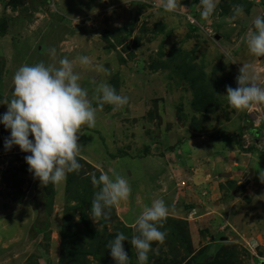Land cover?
I'll return each mask as SVG.
<instances>
[{"label": "rangeland", "instance_id": "rangeland-1", "mask_svg": "<svg viewBox=\"0 0 264 264\" xmlns=\"http://www.w3.org/2000/svg\"><path fill=\"white\" fill-rule=\"evenodd\" d=\"M126 2L0 0V115L8 111L4 103L12 99L20 67L40 62L59 67L65 57L97 109L96 126H83L78 133L79 156L94 162L80 160L79 172L69 173L59 186H44L34 177L25 159L31 153L19 146L5 148L11 133L0 124V264H61L65 255L62 264H116L107 245L118 233L128 237L123 243L130 264H138L130 241L139 234L136 218L154 201L152 188L160 191L168 216L181 221L166 219L160 229L166 239L152 244L148 264H198L204 248L214 243L210 255H215L223 238L228 256L235 257L232 264H264L244 248L245 238L253 239L264 257V241L257 237H264V205L254 198L264 192V151L257 146L263 136L256 140L255 132L243 133L255 157H246L245 163L260 176L256 194L251 171L244 167L234 180L224 176V184L209 193L211 185L196 182L205 164L188 156L195 145L190 141L205 137L207 147L196 144L195 157L211 158L212 166L211 148L223 145L227 134L241 140L237 125L252 126L249 110L237 111L225 96L228 86L238 87L243 64L264 82V57L251 55L246 43L255 31L254 19L264 16V0H218L207 20L200 15L199 0H178L176 13L164 12L163 0ZM236 5L244 13L234 19ZM80 56L91 64L82 65ZM105 83L126 96L128 104L101 108L97 89ZM148 149L153 156L145 155ZM105 172L121 175L130 186L143 185V205L136 201L140 194L131 190L127 201L107 210L110 219L94 221L92 200L99 187L92 177ZM179 173L183 178L176 189L171 180ZM202 194L208 201L198 203L193 196ZM64 225L71 240L68 250L61 240Z\"/></svg>", "mask_w": 264, "mask_h": 264}, {"label": "clouds", "instance_id": "clouds-1", "mask_svg": "<svg viewBox=\"0 0 264 264\" xmlns=\"http://www.w3.org/2000/svg\"><path fill=\"white\" fill-rule=\"evenodd\" d=\"M128 4L126 0H123ZM202 6V19H209L216 11L218 0H199ZM163 10L176 13L180 7L178 0H163ZM233 18L244 13L242 5L233 9ZM255 31L250 32L246 43L249 53L255 57H264V16L254 21ZM55 55V50H52ZM82 65H90L87 56H80ZM241 75L237 78V88L227 87L229 105L237 111L250 110L256 105H264V86L255 81L252 69L243 64ZM81 75L76 72L73 63L67 58L59 60V67L40 62L36 65H24L14 75L12 99L6 101L8 111L0 115V124L10 130L5 140V148L10 150L19 146L21 151L31 153L25 157L29 171L39 179L42 185L59 186L67 180L69 173L79 172L81 164L78 157L81 147L78 133L83 126L94 128L97 123V109L92 106L88 91L82 87ZM100 106L109 104L114 108L128 104V98L117 94L110 84L99 85ZM34 137V139L30 138ZM264 181V176L261 175ZM94 186L99 187L92 200L94 221L108 220L107 210L118 207L127 201L131 186L127 179L112 172L92 177ZM169 215V207L162 199L152 201L135 220L138 235L130 241L136 250L138 264H148L149 253L154 242L163 243L167 233L161 231ZM124 241L128 237L118 233L108 245L116 264H130Z\"/></svg>", "mask_w": 264, "mask_h": 264}, {"label": "crops", "instance_id": "crops-1", "mask_svg": "<svg viewBox=\"0 0 264 264\" xmlns=\"http://www.w3.org/2000/svg\"><path fill=\"white\" fill-rule=\"evenodd\" d=\"M261 70L260 71H264L263 70V68H260ZM257 77V76H256ZM258 83H259V85H261V84H263L264 82L263 81H260L259 82V80H258ZM244 125V124H243ZM237 127H238V130H240L241 131V135L240 136H242V139L240 140L239 139V137H231V136H228L229 134H227L226 135V137H224V138H226V140H225V143L223 144V145H220V146H215L214 148H211V155H214V156H212V158H213V162L211 161V163H212V166H210V165H208L209 164V162H210V160H211V158H208L207 156H203V155H198V157L196 158L195 157V152H196V150L198 149L197 148V145L196 144H198V146H199V149H201L202 147H204V146H206L207 147V140L205 139V137H197L198 138V140H197V138L194 140V141H190V144H192V145H194V150H192V152L190 151H188V156H189V158H191V159H196L197 161H199V165H201V164H205V165H201L200 166V169H199V172H200V176L197 178V180H196V182H197V184H198V186L199 185H203V186H208L207 188H209L210 187V185H211V187H210V191H209V193H211V189L212 190H214V189H218V188H216V187H219V185L220 184H224V180H223V177L225 176V177H230L231 178V180H234L236 177H237V175H238V173H237V171L239 170V174L242 172V167H244L245 169L247 168H249L250 169V171L251 172H249L250 173V175H251V179H252V181H251V183H253L252 185H253V187H252V191L251 192H253L254 194H256L257 192H260V189L257 187V186H255V185H257V179H259L260 178V176H259V174L258 173H256V172H254V170H251V168L248 166L249 164H247V163H245L246 161H245V159H246V157H248V156H252V157H254V155H252V153H249V152H252V146H249V145H247V143L245 142V140H244V138H243V133H248V134H250L251 132H255L254 133V138L257 140L258 139V137H262L261 135V133L257 130V129H254L252 126H250L249 128H245L244 126L241 128V126L239 125H237ZM145 133V132H144ZM199 138H200V140H199ZM230 138H234V139H230ZM254 139V140H255ZM220 140V138L219 139H216L215 141H219ZM215 141H210V142H215ZM203 143V145L201 146V144ZM261 143V142H260ZM210 145V144H209ZM259 147V146H258ZM149 150H151V149H149ZM258 150H260L259 148H258ZM264 150V149H263ZM261 151H262V149H261ZM204 152V151H203ZM263 152V151H262ZM151 155H149V156H153V152H152V150H151ZM215 156H216V158H215ZM80 157V156H79ZM156 157V156H155ZM207 157V158H206ZM80 158H82V159H84V160H92L91 158H89L86 154L85 155H81V157ZM255 158V157H254ZM93 162H94V160H92ZM238 164H240V166L241 167H237V168H235L236 167V165H238ZM250 164H252V163H250ZM206 165H207V167H206ZM263 166V165H262ZM264 167V166H263ZM243 168V169H244ZM264 169V168H263ZM191 171V170H190ZM194 172L193 173H195L196 172V170H193ZM198 171V170H197ZM130 172H131V170H130ZM192 172V171H191ZM129 176H132V173H130V175ZM179 178H183V176L181 175V173H179L177 176H173V178L172 179H174V180H171L172 181V186H173V188L175 187V185H176V189H179V183H178V181H179ZM229 178V179H230ZM230 180V181H231ZM260 180V179H259ZM159 181H160V179H159ZM226 181V180H225ZM228 181V180H227ZM161 185V184H160ZM213 187H215V188H213ZM251 187V186H250ZM181 189H183V187L181 188ZM259 189V190H258ZM131 190L133 191V192H136V193H138V194H140V197L138 198V199H136V201H137V203L138 204H142L143 205V196L141 195V194H143V185H141V187L139 188L137 185H133V186H131ZM205 190V189H204ZM204 190L202 191V192H204ZM262 190H263V188H262ZM160 193V191H156V189L154 190L153 188L151 189V200H156V199H159V196H158V194ZM213 194V193H212ZM260 194H261V198H259L260 197ZM260 194L258 195H256V196H254V198H256V199H259L258 201H259V203L261 204V205H264V192L263 191H261L260 192ZM214 196H215V194H213ZM225 195V194H224ZM156 196H157V198H156ZM206 196V195H205ZM208 197L211 199V197L208 195ZM208 197H206V198H208ZM215 197H217V199L216 200H219V198H222V194H217ZM193 198H195V200L199 203L200 201H203V199L205 200V201H208V199H205L204 198V196H203V194L201 195V198L199 199V198H196V196H193ZM202 199V200H201ZM136 201H134V202H136ZM140 202V203H139ZM218 203H220V201L218 202ZM218 206V205H217ZM231 215V214H230ZM230 215H229V217H230ZM228 216V215H227ZM231 218V217H230ZM133 225V224H132ZM132 225H130V226H132ZM234 236V235H233ZM257 237H258V239H260L261 241H264V237H262V236H260V235H257ZM246 239V238H245ZM246 240H253V239H246ZM254 241V240H253ZM256 242V241H255Z\"/></svg>", "mask_w": 264, "mask_h": 264}, {"label": "trees", "instance_id": "trees-1", "mask_svg": "<svg viewBox=\"0 0 264 264\" xmlns=\"http://www.w3.org/2000/svg\"><path fill=\"white\" fill-rule=\"evenodd\" d=\"M59 2V1H58ZM80 13V12H79ZM78 15V14H77ZM83 15V13H82ZM67 18V16L64 17V19ZM195 27H192V29H194ZM220 135V134H219ZM215 138L218 137V136H214ZM149 149L146 151L145 155H151V151ZM78 160H82V158L78 157ZM19 161H23V159H19ZM46 188V187H45ZM167 219H170L174 222H178V221H181V220H177L176 218H172V217H167ZM46 228L45 224L43 227H41L42 229L43 228ZM67 232V229H66V226L64 225L63 226V231H62V234H61V240H62V245L65 249H69V245H70V238H69V234ZM219 242H217V244H219V250L217 251V253L215 255L211 254L210 255V252H212V248L214 246V243H211L209 245H207L204 250L199 254L198 258L196 259L197 263L198 264H232L235 260V257L234 256H228L229 254V251H228V247L227 246V242L226 241H220L219 239ZM247 251V250H246ZM248 252V251H247ZM248 254H250L248 252ZM71 255H74V253H72ZM251 255V254H250ZM254 257V256H253ZM64 259H66V255L61 259V264L64 262ZM205 261V262H204Z\"/></svg>", "mask_w": 264, "mask_h": 264}, {"label": "built area", "instance_id": "built-area-1", "mask_svg": "<svg viewBox=\"0 0 264 264\" xmlns=\"http://www.w3.org/2000/svg\"><path fill=\"white\" fill-rule=\"evenodd\" d=\"M249 114H252V126L254 129H257L264 138V105H256L252 107L249 111ZM257 146H259L260 149H264V139H262L261 143H258ZM264 151V150H263ZM182 187L184 186V183L181 184ZM244 248L255 258H258L260 260H264V257L259 255L258 248L259 244L258 242H255L253 240H244Z\"/></svg>", "mask_w": 264, "mask_h": 264}, {"label": "water", "instance_id": "water-1", "mask_svg": "<svg viewBox=\"0 0 264 264\" xmlns=\"http://www.w3.org/2000/svg\"><path fill=\"white\" fill-rule=\"evenodd\" d=\"M252 69V68H251ZM252 73H253V75H254V77H255V81L258 83V80H257V78H256V76H255V72L253 71V69H252ZM259 84V83H258ZM242 187H244V186H241L240 188H242ZM225 239H227V238H223V241H225Z\"/></svg>", "mask_w": 264, "mask_h": 264}]
</instances>
